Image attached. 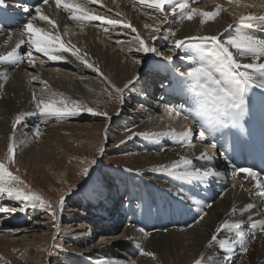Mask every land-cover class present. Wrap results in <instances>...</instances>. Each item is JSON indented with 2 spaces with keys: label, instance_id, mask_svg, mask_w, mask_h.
Returning <instances> with one entry per match:
<instances>
[{
  "label": "bare ground",
  "instance_id": "bare-ground-1",
  "mask_svg": "<svg viewBox=\"0 0 264 264\" xmlns=\"http://www.w3.org/2000/svg\"><path fill=\"white\" fill-rule=\"evenodd\" d=\"M41 2L42 0H24V2L5 0L7 7L0 8V52L10 51L15 46L19 34L23 31V25L30 18L22 11V7L28 6L33 10L32 15H35L34 9ZM75 2L82 3V0ZM13 4L17 5L16 9L8 6ZM244 5H254V7ZM85 6L92 14L122 19L124 23H130L146 43L147 39L156 36L162 45L165 41L161 39L175 32L176 36L171 37V42L166 43L164 47L168 50L172 47L173 39L183 40L187 37L215 35L221 39L225 35L235 36L238 32L264 40V21L259 19L253 21L252 28L238 23L242 15L264 17V0H240L238 4L229 3V0H195L191 6L202 11H214L219 6L221 8L219 15L214 19L194 15L190 21H181L179 15L172 16L169 12L168 20L162 24L158 19L161 13L148 7L147 4L140 3V0H100L98 4ZM43 12L57 22L62 42L67 44L71 41V44L80 50L81 55L87 53L86 59L98 67L99 72L86 67L70 52L59 53L64 56L63 60L50 61L47 56L33 50V57L37 58V66L31 67L27 63V44L23 45L20 49V54L24 58L23 63L17 66L10 62H0V144L7 146L10 142L9 138L14 133L15 154L27 168V165L36 162L39 158L46 161L53 160L55 153L51 152L48 145L66 146L67 137L61 135L62 132L66 133V130L69 132L79 130L83 134L82 137L88 139L92 132L101 133L105 130V134L108 135L109 128H118L116 125H119L126 130V134L119 135V138L125 140L120 145V149L128 150L132 165L123 167L125 178L123 176L115 179L109 176V182L102 181L94 196V201L97 203L89 204L86 212H81L80 216L71 218V221L67 218L69 222L66 225L61 224V220L67 216L66 213H62L66 203L70 207L67 210L72 212L83 205L87 196H83L85 199L80 205L72 197L79 196L81 191L79 189L85 186L91 176L85 177L81 188L73 192L72 199L64 202L62 211L58 208L56 219L42 214L40 218H45V221L32 219L31 223H27L24 221L27 212L26 214L0 213V253L9 259L11 248L16 249L18 253L24 252L26 241L30 237H32L31 242L47 234L55 238L57 233L68 234L63 230L70 228L76 232L68 234L67 240L75 246L72 249H77L80 254L75 264H195L197 260H201L202 264H264V234L259 231V226L256 229L250 227L252 221L257 222V225L260 221H264V188H260L256 180L245 173H239L236 177L232 174L234 169L249 167L259 173L261 181L264 182V165L261 167L255 160V157L260 156L261 153L264 158V104H261L258 112L254 105V101L264 98V90L254 87L249 92V116L244 121L247 135H234L238 132L236 129L231 131L221 129L210 135L206 131L207 139L201 141L199 139L201 125L193 118L195 104L191 101L195 102V99L191 96L194 95L185 78L172 70L173 60L171 62L166 60L160 68L150 67L145 71V67L133 63L134 60H141L140 56L144 57L145 54L141 55L143 52L135 51L138 45L132 37L136 33L134 34L131 28L109 25L102 21L68 19L71 13L65 12L62 6L57 9L51 0L49 5H44ZM76 15L80 14L76 13ZM202 20L205 22L202 23ZM33 23L36 27L53 31L45 21L37 19ZM146 24L159 25L160 31L153 32L151 29H146L144 27ZM225 38L224 40L228 39L226 36ZM129 48L133 50L129 51ZM152 54L147 55L151 57ZM192 59L190 56L189 58L180 56L177 60L182 61V64H189ZM41 60L45 62L42 67ZM241 60L243 63L251 62L250 58H241ZM29 73L47 80L53 91L61 92L65 97L80 101L92 108L90 100L96 96L103 99L104 108L110 105H108V96L106 95V101L102 94L108 92L107 88L110 91L108 86L123 88L129 80H133V83L124 89L122 99L111 87L116 100L112 109L110 108L111 113L107 112L110 119L94 116L81 108L75 116L62 117L59 121L52 118L47 123H42L32 94L36 92L39 97L44 85L38 81L30 82ZM5 76L8 77L7 81ZM136 77L138 78L134 79ZM160 84L165 85L162 94V96L166 95L165 97L160 95ZM151 93L160 96L154 101L152 99L150 103L141 99L140 94L148 99ZM176 111L181 113L179 117L175 116ZM21 113L25 114L23 120L13 130L12 122ZM184 116H188L189 119L185 120ZM80 117H85V121L77 122ZM37 125L41 129L38 138L34 136ZM185 125H190L196 130L193 135L197 138L191 140V147L187 142H178V138L172 134V130L176 133L183 131ZM128 129H131V132L127 131ZM213 142L217 144L215 149L209 146ZM130 143L132 144L129 145ZM257 147L259 148L254 153ZM53 149L55 151V148ZM201 153H207L212 159H200ZM182 156L191 159L192 164L181 165L174 170L175 174H170L162 167L171 166ZM225 156L229 159L225 160ZM185 167L189 170L201 171L211 169L221 175L209 176L201 181L182 179L180 174ZM149 171H154L152 176L155 179H150L151 175L147 174ZM115 181L118 183L115 184ZM112 188L119 190L120 193L123 192L125 197V210L122 213L126 216L121 214L126 225L124 228L116 226L121 219H114L113 211L109 212V217L102 215L106 206L104 201L110 202ZM4 197L7 195L0 196V205L5 206L3 204L6 203V207L13 208L15 206L13 202H8L9 199L5 200ZM252 200L255 202L252 203ZM209 204L211 207H207ZM248 205L254 207L245 211ZM14 208L19 210V207ZM233 208L236 212L229 215ZM36 211L33 209V217H36ZM204 213L206 215L201 220L200 216ZM249 216L251 220L248 219ZM21 219L22 222H17ZM225 220L229 223L243 221L242 231L245 241L249 240L253 231L256 232L257 238L249 242L247 254L241 252L236 229L224 230L210 245L209 242L216 228ZM110 221H114L116 225L101 228L96 226L101 222ZM5 224L11 228L5 229L3 227ZM18 224L20 225L17 226ZM56 224L62 225L60 230L55 227ZM139 228H144L151 235L144 238L138 231ZM94 230L102 232L100 244L90 242ZM4 236L7 237V241H4L6 240L3 239ZM222 242L223 247H221ZM80 243H85L86 247L78 249L76 245ZM104 246L105 249H102L104 255L98 256L97 250ZM141 248L155 253L156 259L141 255Z\"/></svg>",
  "mask_w": 264,
  "mask_h": 264
},
{
  "label": "snow or ice",
  "instance_id": "snow-or-ice-1",
  "mask_svg": "<svg viewBox=\"0 0 264 264\" xmlns=\"http://www.w3.org/2000/svg\"><path fill=\"white\" fill-rule=\"evenodd\" d=\"M51 2L55 3L57 9H60L62 6L65 12L71 13L68 19L95 20L102 21L109 25H122L124 28H131L132 32L136 33V35L132 37V40L138 45L135 47L136 52H143L145 55L148 53H154L158 56L163 55L157 48L149 46L145 40L140 37L137 29L130 23H124L122 20L92 14L90 9L85 6L88 4H98L100 0H82V3L75 2V0H69V2H65V0H51ZM194 2L195 0H192V3ZM239 2L240 0H229V3L238 4ZM140 3L147 4L148 7L154 8L161 13V16L158 17L161 24L168 20L169 12L172 16L179 15L181 21H190L194 18V15L214 19L221 11L219 6H217L214 11H202L192 7L190 0H140ZM49 4L50 0H42L41 4L34 9L35 15H32L33 10L28 6L22 7V11L27 13L30 18L23 25V31L19 34V39L15 43V46L12 47L10 51L0 53V62H10L17 66L23 63L24 58L20 54V49L23 45L27 44V63L31 67L37 66V58L33 57V50L47 56L50 61L63 60L64 56L59 53L70 52L76 60L84 63L86 67L91 68L95 72H99V68L86 59L87 53L81 55L80 50L76 49L75 45L71 44V41H68L67 44L62 42L57 22L43 12L44 5ZM244 6L254 7V5ZM3 7H7L5 0H0V8ZM76 13L80 15H76ZM37 19L45 21L51 26L53 31L34 26L33 22ZM257 19L264 21V17H256L252 14H248L240 16L238 23L241 26L252 28L254 27L253 21ZM201 22L204 23L205 21L202 20ZM144 27L146 29H151L153 32L160 31L159 25L151 26L146 24ZM229 27L232 26L229 25ZM64 34H67L66 31ZM170 36L175 37L176 33L172 32ZM25 37H27V39H25ZM156 38V36H153V40ZM166 39H168V37H166ZM185 39L207 40L213 43L212 49L208 50L206 53H201L199 59L193 60L194 66L180 73L182 77L190 81V91L193 93L195 99V115L193 118L201 125L199 139L201 141L207 139L206 131L211 133L220 131L221 129H227L229 131L236 129L238 132L234 133V135H247L244 121L246 117L249 116V92L254 87L264 90V40H258L246 34H238L229 37L227 40H221L215 35L210 37H187ZM183 44L184 40L173 39L172 47L169 48V52L180 49ZM132 50V48H129V51ZM163 58L169 62L173 59L172 55H167ZM241 58H250L251 62L243 63ZM44 63L45 62L41 60L40 66L42 67ZM133 63L140 64L142 61L134 60ZM101 75L103 74L101 73ZM29 76H31L30 82L38 81L44 85L39 97L36 92L32 94V99L35 101V107L39 110L42 123H47V121L52 118L59 121L62 117L75 116L81 108L94 116H104L110 119L107 112L96 111L92 107L82 104L80 101L65 97L61 92L53 91L48 81L42 79L40 76L32 75L31 73H29ZM137 78L138 77L134 79ZM7 79L8 77L5 76V81H7ZM105 79L107 78L105 77ZM132 83L133 80H129L123 88L116 87L115 85H111V87L122 99L124 89L128 88V85ZM109 84H111L110 81ZM111 94L112 93L109 92L110 96ZM261 102L264 104V98H262ZM169 111L171 112L173 110ZM24 115L25 114L21 113L14 118L12 122L13 130L22 122ZM180 115V112H175L176 117ZM184 119L188 120L189 117L184 116ZM205 125L207 127H205ZM127 131L131 132V129ZM172 134L178 138V142H187L191 147L193 129L190 125H185L184 130L179 133L172 130ZM40 135L41 129L39 125H37L34 129V136L38 138ZM9 139L10 142L7 148L9 154L8 160L14 162V133ZM210 147L215 149L217 144L213 142ZM199 158L211 160L212 156H209L207 153H201ZM224 158L225 160L229 159L227 156ZM191 164V159L182 156L178 161H174L171 166L162 167L164 170H168L170 174H175L174 170L181 167V165L188 166ZM88 172L89 169L85 167L82 174L87 176ZM239 173H245L248 177L255 179L260 188H264V182L261 181L260 174L252 168L241 167L234 169L232 173L233 177H236ZM218 175H221V173L211 169L201 171L200 169L189 170L185 167L184 171L180 174V178L201 181L209 176ZM21 185L24 187L22 188ZM27 187L28 186L24 184V181H22L19 176L14 175L3 162H0V196L6 194L10 199L19 201L22 204L25 202H32L33 208L37 207L38 202L40 208H47L53 219H56L57 209H53L51 203L44 200L40 195L31 191L26 192L24 189ZM58 204L59 210L62 211L64 204L63 196L60 197ZM207 207H211V205L209 204ZM253 207L254 205H248L245 211ZM16 210L17 209L14 207L10 208L0 205V213H14ZM235 212L236 209L233 208L229 215H233ZM204 215H206V213L200 216L201 220L204 218ZM248 219L251 220V216H249ZM242 224L243 221L229 223L228 220H225L216 228L215 234L212 235L211 241L209 242L210 245L218 239L220 233L224 230L231 231L232 229H236L238 230L237 237L241 246V252L247 254L249 251V242L254 241L257 236L256 232L253 231L249 240L245 241ZM258 226L259 231L264 234V221H260L259 225H257V222L252 221L250 225L252 229H256ZM55 227L59 228V225L56 224ZM138 231L143 234L144 238L151 235V233L146 232L144 228H139ZM228 239L230 240L231 238L229 237ZM221 247H223V242ZM140 252L141 255L156 259V254L153 252L145 251L143 248L140 249ZM195 264H202V261L197 260Z\"/></svg>",
  "mask_w": 264,
  "mask_h": 264
},
{
  "label": "rangeland",
  "instance_id": "rangeland-1",
  "mask_svg": "<svg viewBox=\"0 0 264 264\" xmlns=\"http://www.w3.org/2000/svg\"><path fill=\"white\" fill-rule=\"evenodd\" d=\"M190 3H192V0L190 1ZM231 33L233 34V32ZM225 36L227 38L232 37V35L231 36L225 35ZM225 36H223L221 40L226 39ZM160 37L161 35H159L158 38ZM166 37H168V39H166ZM166 37H163L161 39L165 41L162 44L163 46L161 45L159 39H155V40L147 39L148 45L157 48L159 52L163 53V55L158 56L153 53L151 57L148 55H145L144 57L140 56L142 63L139 64V67H145L144 69L145 71L146 68L149 69L150 67L160 68L163 66V62L166 61L163 57L167 55H172L173 57L172 59L173 65H171L172 70L176 71L177 73H181L194 65H193V61L191 62L192 64L191 63L182 64L183 63L182 61L177 60L180 56H184L185 58H189L190 56L191 58H193L192 60H195V59H199L201 53H206L208 50L213 48V43L211 41L183 39L184 44L180 49H176L174 52H169V50L164 47L165 45H167L166 43L171 42L170 33ZM202 37H209V36H202ZM5 52L6 51L0 53H5ZM142 54L144 55V53H141V55ZM144 77L146 78V76ZM185 81L187 82V85L190 88V81H187L186 79ZM147 82L150 83L149 81ZM108 87L110 91L108 90V88L107 91L112 93L111 96L109 95L108 92L102 93L103 96H105L106 101H107L106 95L108 96V100H109L108 105L109 104L110 105L106 107L107 109L103 107L102 104L103 99L98 98V96L90 100L93 108L96 111L111 113L112 110L110 111V108L112 109V105L114 106V101L116 100V97L114 95L115 94L114 91H112L111 86ZM183 94L185 93L183 92ZM140 96L142 100H145V102L150 103L152 99L154 101V99L159 95L153 93V95L147 97L148 99H146V97L145 98L142 97V94H140ZM193 97L194 96H191L192 99H194ZM193 102L194 101L192 100L191 103L195 104V102L194 103ZM126 114L128 113H125V115ZM87 115L89 116L88 113ZM85 117L78 118L77 122L79 123L84 122ZM246 123L247 122H245V124ZM116 127H118L119 130L118 128L115 127H113V129L109 128V130H107L108 135L105 134L106 133L105 130L102 131L103 133L92 132L91 136L88 139H86V137L85 138L82 137L83 134L80 133L79 130L73 131L74 133L69 132V130H66L67 131L66 133L65 132L61 133V135H66L65 137H67L66 146L57 145L54 147V145H48L49 148L52 150L50 151L52 153L53 152L55 153V157L53 158V160L46 161L43 158L42 159L39 158L38 160H36V162L34 161L29 165H27V168L29 170L24 167L25 165L24 163H21V161H19L18 158L19 156L16 155L15 153H14V162H10L8 160L9 154L7 152V148L9 144L7 146L0 144V162H3L14 175L19 176L20 179L24 181V184L28 186L27 188L24 189L26 192L31 191L40 195L44 200L51 203L53 209L58 210L59 208L58 202L61 196L64 197V202H68L70 199L75 198L74 201H77V204L79 205L81 204V201L85 199L83 196H87L86 198L89 201L85 200L83 202V205L79 206V208H77L76 211L73 212L68 211L67 209L70 208L69 204L67 203L66 205L64 204L66 207H64V212L62 213H66L67 216H65V218L61 220V224L66 225L69 222V220L71 221V218L80 216L81 212H86L85 210L88 208L89 206L88 204H91L93 202L92 198L94 197V194H92V192L95 193L99 190L102 181L109 182L108 179L109 176H113V178L115 179L122 178L125 175L123 167L132 165L130 158L128 157L129 154L128 150L122 151L120 149V145H122V141L124 142L125 140L122 137L119 138V135L121 136L123 134H126L125 133L126 130H124V127L123 128L121 127L122 128L121 129L119 125H116ZM193 128L195 129L196 126H194ZM195 131L196 130H193V134H195L194 133ZM196 138L197 137L193 135L191 137V140ZM131 142H135V141H131ZM131 144L132 143H130L129 145ZM52 147L55 148V151ZM85 167L89 169L87 176H91V178L87 181V183L84 184L85 186L81 188L82 185L78 187V184L81 183L85 179V177H87L82 174L83 169ZM153 172L154 171L147 172V174L151 175L150 179H155L152 176ZM123 178H125V176ZM117 183L118 182L115 181V184ZM21 187L23 188L24 186L21 185ZM77 189L81 190L79 196L72 197V195L74 194L73 192ZM6 198L9 199L8 202L11 203L13 202V204L15 202V207L17 208L19 207V210H16V212H21L23 210L28 212L33 209L37 210L36 217H32L33 220L36 219L35 221H38L37 219H41L42 221L43 220L45 221L46 220L45 218H40L43 215H46L47 217L52 216L47 208H40L38 206V202H37V207L33 208L32 202H25L22 204L19 201H15L13 199L10 200L9 197H4L5 200ZM254 202L255 201L252 200V203ZM3 205L6 206V203H4ZM121 214L126 216L123 213ZM67 218L69 220H67ZM26 222L31 223L29 220H26ZM19 225L20 224H18L17 226ZM62 225L61 226L59 225V230L62 227ZM123 226L124 227L126 226L125 221ZM3 227L5 229L9 228L7 224H5ZM138 227H140V225H138ZM63 231L68 232V234L70 235L76 232V231H72L70 228H67ZM68 234L62 233V235H58L57 233L56 234L57 236L55 235V238L54 237L51 238V236L47 234L45 236L39 237L38 239L32 242L30 241V238L32 239V237H30L26 241L27 245L25 246L26 250L24 252L18 253L16 249L11 248V252H10L11 254H9L11 258L9 259H7L6 256H4L2 253H0V264H28L29 262L33 264H75V260L78 259V255L80 254L79 251H77V249H72V247L75 246H73V244H70V241L67 240ZM101 234L102 232L94 230V235L90 239V242L92 244H100L101 242L99 240ZM3 239H6L4 241H7V237L5 236L3 237ZM76 247H78V249L79 248L82 249V247H86V244L80 243L77 244ZM123 248L125 249V247ZM1 249L4 250L3 248ZM102 249H105V246Z\"/></svg>",
  "mask_w": 264,
  "mask_h": 264
},
{
  "label": "water",
  "instance_id": "water-1",
  "mask_svg": "<svg viewBox=\"0 0 264 264\" xmlns=\"http://www.w3.org/2000/svg\"><path fill=\"white\" fill-rule=\"evenodd\" d=\"M82 182H83V181H82ZM82 182L78 184V187L82 184ZM78 187H77V188H78Z\"/></svg>",
  "mask_w": 264,
  "mask_h": 264
}]
</instances>
